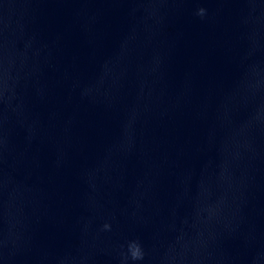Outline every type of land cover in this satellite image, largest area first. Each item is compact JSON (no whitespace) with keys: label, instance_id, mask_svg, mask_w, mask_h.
<instances>
[{"label":"clouds","instance_id":"1","mask_svg":"<svg viewBox=\"0 0 264 264\" xmlns=\"http://www.w3.org/2000/svg\"><path fill=\"white\" fill-rule=\"evenodd\" d=\"M195 15L203 19L207 15V9L200 7L196 9ZM103 227L105 230H110L111 226L109 224H105ZM128 250L132 260L135 261V260L143 259L144 254L141 250V246L138 241L136 240L131 241L128 245Z\"/></svg>","mask_w":264,"mask_h":264}]
</instances>
